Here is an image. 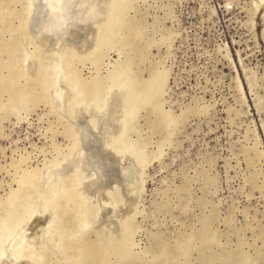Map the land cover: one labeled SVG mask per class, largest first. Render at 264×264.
Returning a JSON list of instances; mask_svg holds the SVG:
<instances>
[{"label": "rangeland", "instance_id": "1", "mask_svg": "<svg viewBox=\"0 0 264 264\" xmlns=\"http://www.w3.org/2000/svg\"><path fill=\"white\" fill-rule=\"evenodd\" d=\"M24 1L7 0V7L2 9L4 14L0 10V83L13 69L18 74L16 85L23 91L21 95L14 93L22 99L9 91L0 92V224H5L0 226V232L19 224L13 225L19 219L14 215L25 217L28 207L35 206V202L38 207L39 191H43L42 197L44 193L54 195L51 190L44 191L40 180L43 165L56 156L62 158L67 148L72 151L70 146L75 142L72 111L56 112L50 106L49 93L46 94L48 84L45 88L44 83L36 84L39 70L42 76L49 77L48 65L60 58L50 55L27 36ZM110 1L105 2L110 9L103 3L104 17H100L96 31L106 28L108 14L116 15L120 5L123 9L119 23L123 24L114 26V35L106 42L101 37L106 44L97 41L100 44L97 51L92 48L91 53L80 56L70 53L61 62L75 72L88 103L109 105L114 101L115 107L113 104L110 107L116 115L115 119L110 114L114 116L112 141L116 145L138 146L137 152L134 147L129 149L131 153L127 148L128 156L132 161L142 156V161L138 162V158L133 164L132 192L115 193L116 200L121 202L115 213L122 218L115 214L113 220V214L109 219L113 222L102 224L91 207L89 219L99 225L79 238H72L80 221L76 212L79 202L73 195L67 200L62 198L64 201L57 200L61 222L58 230H54L56 235L52 233L56 242L50 238V242L46 240L48 246H42L45 264H84L85 257L71 255L79 239L90 242L99 238L103 245L111 240L122 241L127 226L132 230L129 233L132 256L115 258L117 255L110 253L106 264H264V0L113 1L119 10ZM134 25H139L137 30ZM99 37L96 35L97 40ZM122 39H128L127 43L123 44ZM26 54L33 56L38 67L31 75L23 73ZM122 63L126 67L122 68ZM118 71L122 76L124 72L131 73L127 75L129 80L134 78L141 83L156 72L161 74V88L152 101L160 104V109L147 104L129 115L124 100L131 97L127 81L122 82ZM46 76L44 82L49 79ZM95 79L98 84L93 85ZM85 90H89L87 94ZM29 91L40 94L38 103L29 93L25 94ZM151 109L159 112L153 114ZM160 114L170 116L172 121L165 124L158 118ZM30 175H36L37 180L22 183ZM70 186L72 190L74 183ZM16 190L22 193L18 197L11 194L12 191L17 194ZM48 205L49 208L51 204ZM119 206L123 207L118 209ZM102 226L106 229L102 230ZM39 258H35L36 264Z\"/></svg>", "mask_w": 264, "mask_h": 264}, {"label": "bare ground", "instance_id": "2", "mask_svg": "<svg viewBox=\"0 0 264 264\" xmlns=\"http://www.w3.org/2000/svg\"><path fill=\"white\" fill-rule=\"evenodd\" d=\"M24 1V0H23ZM106 1H109V0H95V3L97 4V6H98V10L100 11V13H101V11H103V10H101L102 9V7H103V3H105ZM114 1V3H115V0H112V1H110L109 3H110V5L112 4V2ZM6 2H7V0H0V10H1V13H3L2 12V9L3 8H5V7H7V5H6ZM25 2V8H26V29L28 30V34H27V36L29 35L30 36V38L32 39V37L36 40V44H38V46L40 45L41 47L40 48H44V50L47 52V53H49L50 55H53V56H57V58H60V61L62 60V59H64V58H62V57H66V55L67 54H79V56H80V54H89V53H91L92 51L94 52V50L95 51H97L99 48H98V44L102 41L101 40V37H102V39L104 40V38H105V42H106V39L107 40H109L108 39V37H111L112 35H114L113 33H114V31H115V27L118 25V24H120V23H122V22H120L119 23V20L121 19L120 17H122L121 15H120V13L122 12V10H121V8H122V6L120 5V12H116V15L114 14V15H111V14H108V20H107V24H106V28H104L103 30H101L100 32L99 31H96V30H98V28L96 29V25H97V23L98 22H100L101 20H97L96 21V24L95 25H93L92 23H88V24H75L74 26H72L71 28H69L68 29V31H67V33H66V35L65 36H63V38H62V42H61V44H60V46L61 47H63V48H60L59 47V45H57L58 44V40H61V37L60 36H58V35H39V29H40V25L43 23V22H45V21H47L48 19H49V16H48V12H47V9H46V7H45V0H34V6H33V14H32V16L29 18V22H28V13H29V7H28V0H25L24 1ZM116 3H117V1H116ZM121 3V2H120ZM107 4H108V2H107ZM122 4V3H121ZM12 5V4H11ZM105 5H106V3H105ZM104 5V6H105ZM112 5H116V4H112ZM125 4L123 3V7L125 8V6H124ZM106 6H109V5H106ZM114 6H113V8H114ZM10 6L8 5V8H9ZM12 7V6H11ZM110 7L111 6H109V9H110ZM116 7V6H115ZM113 8H111V10L113 9ZM117 8V10H119V6L118 7H116ZM10 9V8H9ZM123 9V8H122ZM6 10H8V9H6ZM105 10H106V7H105ZM113 10H115V9H113ZM117 10H115V11H117ZM16 11V10H15ZM18 11V10H17ZM21 11V10H20ZM23 12H25V11H23ZM104 12H106V11H104ZM114 13V12H113ZM4 14V13H3ZM5 14H6V12H5ZM22 14H24V13H21V15ZM24 14V15H25ZM102 14V13H101ZM12 16V15H11ZM14 16V15H13ZM104 17V14H102L100 17ZM25 18V17H24ZM102 19V18H101ZM121 21V20H120ZM102 23V22H101ZM101 23H99V26H100V24ZM118 23V24H117ZM117 24V25H116ZM123 24V23H122ZM134 24V23H133ZM115 26V27H114ZM119 26V25H118ZM120 26H121V24H120ZM131 26V25H130ZM133 26V25H132ZM132 26H131V28H132ZM135 27L136 26H139V25H134ZM134 27V28H135ZM25 28V27H24ZM116 28H118V27H116ZM25 29V30H26ZM114 29V30H113ZM140 29V28H139ZM138 29V30H139ZM127 30H129L130 31V29H127ZM135 30V29H134ZM136 30H137V27H136ZM22 31V30H21ZM128 31V32H129ZM24 32V31H23ZM26 32V31H25ZM96 32H98V34H96ZM118 32H119V30H118ZM127 32V31H126ZM133 32V31H132ZM100 33V34H99ZM101 33H102V35H101ZM121 33V32H120ZM129 34V33H128ZM139 33H136V36L138 35ZM4 35V34H3ZM96 35H98V36H100L99 37V40H97L96 39ZM124 36L126 35V34H123ZM134 35V34H133ZM32 36V37H31ZM103 36H104V38H103ZM120 36V35H119ZM128 35H126L125 37H127ZM113 37H115V36H113ZM112 37V38H113ZM128 37H130V36H128ZM27 38V37H26ZM29 38V37H28ZM123 38V37H122ZM136 38H138V37H136ZM114 39V38H113ZM19 40V39H18ZM33 40V39H32ZM127 40L128 39H126V41L124 40L123 41V39H122V42H123V44H125L124 42H126L127 43ZM130 40H132V39H129V41ZM137 40V39H136ZM135 40V41H136ZM21 41V40H20ZM99 43H98V42ZM104 41H103V43L102 44H106V43H104ZM129 41H128V43H129ZM33 42H35V41H33ZM24 43V42H23ZM30 43V42H29ZM130 43H133L132 41L130 42ZM22 44V43H21ZM35 44V43H34ZM134 44H135V42H134ZM100 45V44H99ZM127 45V44H126ZM130 45V44H129ZM33 46V45H32ZM131 46V45H130ZM133 46V45H132ZM131 46V47H132ZM19 47V46H18ZM37 47V46H36ZM123 47V46H122ZM20 48V47H19ZM22 48V47H21ZM92 48H94L92 51H91V49ZM95 48H97V49H95ZM125 48V47H124ZM23 49V48H22ZM37 50V49H36ZM43 50V49H42ZM22 52V51H21ZM45 52V53H46ZM143 52V51H142ZM19 53V52H18ZM18 53H17V55H18ZM34 53V52H33ZM38 53V52H37ZM41 53V55H42V51L40 52ZM34 54H36V53H34ZM44 54V53H43ZM143 54V53H142ZM33 55V54H32ZM82 55V56H83ZM130 55V54H129ZM35 56V55H34ZM69 55H67V57H68ZM131 56V55H130ZM24 57V56H23ZM43 57V56H42ZM71 57V56H70ZM91 57V56H90ZM93 57V56H92ZM91 57V58H92ZM124 58H127V57H125V56H123ZM37 58V57H36ZM40 58V57H39ZM62 58V59H61ZM19 59V58H18ZM23 59V58H22ZM90 59V58H89ZM88 59V60H89ZM37 61H38V59H37ZM49 60H47V62H48ZM86 61V60H85ZM46 62V63H47ZM67 62V61H66ZM118 62V61H117ZM18 63H19V61H18ZM21 63V62H20ZM38 63V62H37ZM41 63V62H40ZM12 64V63H11ZM24 66H23V73H25V75H31V74H34L35 73V71L36 70H38V67H37V65H36V62H34V59H33V56H30V54L28 55V54H26V56H25V58H24ZM39 64V63H38ZM42 64V63H41ZM75 64V63H74ZM118 64V63H117ZM45 65V64H44ZM67 65H69V64H67ZM10 66V65H9ZM49 66V65H48ZM70 66H72V64L70 65ZM115 66V65H114ZM118 66H120V65H118ZM11 67V66H10ZM19 67V66H18ZM40 67V66H39ZM68 67V66H67ZM121 67L123 68V67H126L125 66V64H124V66H123V63H122V65H121ZM121 67L119 68V69H121ZM41 68V67H40ZM43 68V67H42ZM131 68V67H130ZM21 69V68H20ZM117 69H118V67H117ZM126 69V68H125ZM137 69V68H136ZM43 70V69H42ZM46 70H48V69H46ZM112 70V69H111ZM127 71H128V69H126ZM126 70H125V72H126ZM40 71V75H39V77L37 78V80H36V84L37 85H42L43 83H44V85H43V88H45V85L46 84H48L47 83V81L49 80H47L46 82H44V80H45V69H44V74L43 75H45V76H42L41 75V70H39ZM74 71V70H73ZM113 71V70H112ZM115 71V70H114ZM120 71V70H119ZM118 71V72H119ZM121 71H124L123 69L121 70ZM37 72V71H36ZM63 72H64V75H65V77H66V80H64V81H61L56 87H55V89L51 92V93H49V92H46V94L47 93H49V103H50V106L56 111V112H58V113H60V114H65V113H69V112H71L72 110L68 107V105H69V103L71 102V92H70V90H69V85L70 84H76V85H78L79 87H80V89L82 90V87H81V85L79 84V83H81L80 82V80L79 81H77L78 80V78H77V76L75 75V72H71V71H69V69L68 68H66V67H63ZM76 72H78V71H76ZM123 73L124 74V76H125V78H123L124 76H122L121 75V72H119L118 74H120L119 76H120V78L121 79H123V83L125 82V81H127V86H128V90H129V95H130V97L131 98H128L129 96H127V98H125L126 100H124V103L127 101H129V104H127V102H126V104H124V108L126 109V111L128 110V112L129 113H131V114H129V115H132V114H134L135 113V111L138 109L137 107H141L142 105H146L147 106V104H149V105H151V107L153 108V109H160V104L158 105V104H155V103H152V101H153V99H154V97H155V95L157 94L158 95V90L161 88L160 87V85H161V83L159 84V78H160V76H161V74L159 75V74H156L157 72L156 71H153V72H156L155 74H153V72H151V74L150 75H152L151 77H150V79H148V80H145V81H143L142 83L140 82H138V81H135L134 80V78H133V76H132V78H133V81L132 80H129V78H128V76H130V74L131 73ZM47 73V72H46ZM113 73V72H112ZM159 73V72H158ZM38 74H39V72H38ZM37 74V75H38ZM78 74V73H77ZM113 75V74H112ZM128 75V76H127ZM119 76H118V79H120L119 78ZM17 77H18V74H17V72L15 71V70H13V69H11V71H10V73L2 80V82L0 83V92L1 91H9V92H11V93H15V94H23L22 92V90H21V88H19L20 87V85H19V87H18V85H16V81H17ZM114 77V76H113ZM21 78V77H20ZM47 78H49V77H47L46 76V79ZM104 78V77H103ZM110 78V77H109ZM117 79V78H116ZM121 79H120V81H121ZM128 79V80H127ZM96 80V79H95ZM94 80V82L92 83L93 85H95V84H98V82H97V80L95 81ZM137 80H138V78H137ZM160 80H161V78H160ZM20 81V80H19ZM113 81V80H112ZM118 81V80H117ZM142 81V80H141ZM32 82V81H31ZM49 82V81H48ZM85 82H87V81H83V83H85ZM99 82H100V80H99ZM105 82V81H104ZM35 83V82H34ZM102 83H103V81H102ZM110 83V82H109ZM120 84V83H119ZM125 84H126V82H125ZM101 85V84H100ZM100 85H98L99 87H100ZM118 85V84H117ZM115 86V87H118V86ZM48 86V85H47ZM126 86V87H127ZM93 87V86H92ZM91 87V88H92ZM114 87V88H115ZM88 88V87H87ZM90 88V89H91ZM93 88H96V87H93ZM92 88V89H93ZM109 88V87H108ZM92 89H91V92H92ZM118 89H120V88H118ZM117 89V90H118ZM24 90V89H23ZM26 90V89H25ZM98 90V89H97ZM96 90V91H97ZM127 90V91H128ZM45 91V90H44ZM48 91V90H47ZM86 91V90H85ZM87 91H89V90H87ZM87 91L85 92L86 94H87ZM124 91H125V89H124ZM160 91V90H159ZM35 92V91H34ZM33 91L31 92V91H29V92H27V93H25L27 96H28V93H29V96L31 97V99L33 98V101H35L36 99H39L38 97H39V95L37 96L36 95V92L34 93ZM38 92H40V91H38ZM93 92H95V90L93 91ZM92 92V93H93ZM114 92V91H113ZM3 93V92H2ZM83 93H84V90H83ZM91 93V94H92ZM105 93V92H104ZM14 94V97L16 96L17 97V95H15ZM45 94V95H46ZM91 94H89V95H91ZM113 94V93H112ZM10 95H12V94H10ZM42 95H43V93H42ZM85 95V94H84ZM114 95V94H113ZM112 95V96H113ZM117 95V94H116ZM23 97H25V95H22ZM92 96V95H91ZM19 97V96H18ZM17 97V98H18ZM104 97V96H103ZM120 97V96H119ZM20 99H22V97H19ZM41 98H43V97H41ZM89 97H87L86 99H88ZM102 98V97H101ZM106 98V97H105ZM28 99H29V97H28ZM30 99V100H31ZM35 99V100H34ZM46 99V98H45ZM112 99V98H111ZM127 99H130V100H127ZM29 100V101H30ZM43 101H44V99H42ZM41 99H40V101H42ZM83 100H84V98H83ZM109 100V99H108ZM114 100H115V98H114ZM118 100H119V98H118ZM155 100H157V99H155ZM154 100V101H155ZM37 101V103H38V100H36ZM85 102H87L88 103V101L87 100H84ZM83 101V102H84ZM92 101V100H91ZM102 101V100H101ZM110 101V100H109ZM108 101V102H109ZM46 102H47V99H46ZM90 102V101H89ZM103 102V101H102ZM121 102V101H120ZM87 103H85V104H87ZM91 103V102H90ZM110 103V102H109ZM114 103V101H111V103L108 105V103H107V105L109 106H107L108 107V110H109V114L108 115H105V116H102V117H97V120H98V126H97V130L96 131H93L92 130V128H91V126L92 127H95L96 126V121L95 120H90V118H91V113H85L82 109L81 110H78L77 111V113H76V118H75V120H74V122H72V123H74V125H73V127H72V125L70 124V122H69V124H70V126L72 127V128H74V130H75V133H73L72 132V130L70 131V130H68V131H70V133L72 132V134H74L75 135V142H73V140H72V142L73 143H75V144H73L72 143V146H70V147H73V149H72V151L71 150H68V148H67V153H65V155H63L62 156V159H64V160H69V159H71L75 154H77L79 151H80V146H81V150L85 153V164L88 166V168H90L91 170H93V171H97V179L95 180V181H89V182H87V183H85L83 186H82V189H81V191L83 192V193H85L86 195H88V196H90V197H93V198H95V201L98 203V204H100V202H102L103 204H101V208H102V210H101V212H100V214H99V208L98 207H96V206H88V207H84L83 205H82V201L77 197V195H76V193H75V187H76V181H75V179H74V177L71 175V172L74 170V162H69V163H67L65 166H64V168H63V174L64 175H66L65 176V178H64V189L60 192V193H55L54 191H53V189L44 181V179H43V176H44V172H45V169L47 168V166H48V164H44L43 166H45L43 169V173H41L40 174V170L42 169H40L38 172H39V174H40V176H42V178H40V180L42 179V182H43V187L45 188V192L46 191H48L49 192V190H51V191H53V192H51V193H53L54 195L53 196H55V198L53 197V196H49L50 194L49 193H47V194H49V195H45V193H44V196H43V198H44V203L42 204V202H41V200H40V202H38L39 204H38V207H37V203L35 202V206H31V205H33V204H31L30 205V207H28V210H27V213H26V215H25V217L24 216H22V217H20L21 215H19V216H15L14 215V217H19V219L18 220H16L15 218H13L14 220H16V222H12L13 223V225H14V223H16L17 224V222L19 223L18 225H21V224H27V227H26V231H27V233H24L23 231H21L20 233H19V235H17V234H15L14 232H13V228H15V226L13 227V228H6V229H4V231H2V229H1V232H0V234H1V237H0V244H4V245H7L8 247H11V248H13V249H16V247H17V245L21 242V241H23L24 240V238H25V235H27V248L26 249H22L21 250V252H22V258H20V257H18V258H20V261L19 262H17V264H36V262H37V260L35 261V258L36 257H41V255H42V253H43V251H41L42 249H43V247H45V246H48V243L47 242H50V241H48V239H50V240H52V239H54V238H52V235L55 233V232H57V231H55L54 232V230L55 229H57L56 227H57V225L59 226L60 224V216L62 215H60V213H59V211H58V209L60 208V204L58 205L57 203H59V202H57V200L59 199L60 200V198L62 199V198H64V200H67V199H70L69 197H71L72 195L74 196V198L75 199H77V201L76 202H79V207H78V210H77V207H76V212L78 211V215L80 216V219L82 218V217H84V216H86V217H91L90 215H89V213L88 212H90V210H91V207H92V209H94L95 211H94V214H95V212H96V214L95 215H98L99 214V217H101V218H99V219H101V223L103 224L104 222L105 223H107L108 222V220L113 216V214H114V216L112 217L113 218V220H114V217H115V212H116V207L118 206L117 204H120L121 202H119V201H117L116 200V198H117V196H116V192L117 193H119V191H122L124 194H126V195H128V194H130L131 192H132V189H133V185H135V183H134V173H135V171H134V168H133V164H135V161H136V159H138V162L139 161H142V156L140 157L139 155H138V153H137V155L139 156H137V158L135 159V161H134V159H133V161L131 160V159H129V156L127 157V158H123L120 154L122 153V152H124V151H127L128 152V150L130 149V148H132V147H134V145L132 144V146L130 145V146H128V145H116L113 141H112V139H113V137L111 138V136H113L114 135V133L112 134V130H113V128H112V120H111V118L112 117H114V116H112V115H110V114H114L113 113V111H111L112 109H110V107H111V104H113ZM157 103V102H156ZM3 104V103H2ZM8 104V103H7ZM44 104V103H43ZM106 104V103H105ZM115 104H117L116 102H115ZM120 104V103H119ZM12 105V104H11ZM118 105V104H117ZM116 105V106H117ZM157 105L159 106L158 108H157ZM112 106H114V104L112 105ZM115 107V106H114ZM114 107H113V109H114ZM150 106H148V108H149ZM8 108H10V106L8 107ZM137 108V109H136ZM3 109H4V106H3ZM153 109H151V111L150 112H152V110ZM71 110V111H70ZM124 110V109H123ZM122 110V111H123ZM135 110V111H134ZM140 110V109H139ZM115 111V110H114ZM121 111V112H122ZM132 111H134L133 113H132ZM118 113V111H115V113ZM120 112V111H119ZM127 112V113H128ZM156 113H158L157 111H155ZM116 113V114H117ZM153 114H156V113H154V112H152ZM151 113V114H152ZM120 114V113H119ZM124 114V113H123ZM137 114V113H136ZM1 115V114H0ZM70 115H71V113H70ZM115 115V114H114ZM134 116V115H133ZM156 116V115H155ZM61 117V116H60ZM65 117H67L66 115H65ZM121 117H123L122 115L120 116V118ZM127 117V116H126ZM125 117V118H126ZM63 118V117H62ZM72 118V117H71ZM70 118V119H71ZM115 119H116V115H115V117H114ZM128 118H129V116H128ZM127 118V119H128ZM158 118H161V121H163L165 124H166V121L167 122H171L172 121V119H169L170 118V116H166V114L165 115H161L160 114V117H158ZM66 119V118H65ZM67 119L69 120V117H67ZM66 119V120H67ZM90 120V121H89ZM126 120V119H125ZM134 120V119H133ZM157 120V119H156ZM160 120V119H159ZM158 120V121H159ZM171 120V121H170ZM113 122H114V120H113ZM154 122H155V120H154ZM157 122V121H156ZM155 122V123H156ZM91 125V126H90ZM159 125H160V123H159ZM167 125H168V123H167ZM161 126V125H160ZM159 126V127H160ZM166 126V125H165ZM115 127H116V125H115ZM114 127V128H115ZM155 127V126H154ZM157 127V126H156ZM163 127V126H162ZM70 128V127H69ZM68 128V129H69ZM71 129V128H70ZM76 129L78 130V132H79V134H80V136H79V138H80V146H79V143H78V140H77V131H76ZM116 129V128H115ZM68 131H66L65 130V132H67L68 133ZM114 131V130H113ZM69 133V134H70ZM72 134H71V138H74V136L72 137ZM68 135V134H67ZM115 138V137H114ZM69 139V138H68ZM115 140V139H114ZM128 144V143H127ZM144 146V145H143ZM136 147V146H135ZM135 147L133 148L134 149V151L137 149V147H136V149H135ZM127 148H128V150H127ZM139 148V147H138ZM139 150V149H138ZM59 151H60V149H59ZM133 151V154L135 153V152H137V151H135L134 152ZM129 152H130V150H129ZM132 152V151H131ZM130 152V153H131ZM82 154V153H81ZM136 154V153H135ZM134 154V155H135ZM141 154V153H140ZM57 157V156H56ZM131 158V157H130ZM134 158V157H133ZM47 163V162H46ZM142 168V167H141ZM136 169V168H135ZM38 170V169H37ZM137 171V170H136ZM141 171V170H140ZM140 171H139V173H140ZM29 172V171H28ZM30 173V172H29ZM38 174V175H39ZM43 174V175H42ZM24 175V174H23ZM24 177H26V176H24ZM37 177H36V175H30V176H27V178L26 179H23L22 180V183H23V181L24 180H27V181H29V179H30V181L32 180V179H35V180H37L36 179ZM74 179V181L73 182H71V181H69L70 179ZM26 181V182H27ZM34 182H36V181H34ZM34 182H32V184L34 183ZM68 182H71V183H68ZM74 183V188H72V190H71V186H70V184L72 185ZM35 184V183H34ZM31 185V184H30ZM32 186V185H31ZM40 186H42V185H40ZM40 186L39 187H37L38 189L40 188ZM42 187V188H43ZM35 188V187H34ZM43 188V189H44ZM21 189V188H20ZM20 189H19V191H20ZM32 189V188H31ZM38 189H36V190H38ZM11 190V189H10ZM40 190V189H39ZM35 191V190H34ZM13 193H11L12 195H16V197H18L17 195L19 194H22V193H19L18 192V190H16V192H18L17 194L16 193H14L15 191H12ZM36 192V191H35ZM40 192V194L42 195L43 194V191L41 192V191H39ZM121 192V193H122ZM39 194V196H40V198L39 199H41V195ZM114 194H115V196H114ZM134 193H132L130 196H132ZM38 195V194H37ZM118 195V194H117ZM11 196V195H10ZM50 198H49V197ZM12 197H14V196H12ZM15 197V198H16ZM48 197V199H46ZM14 198V199H15ZM22 198V197H21ZM72 198V197H71ZM128 198V197H127ZM130 198V197H129ZM36 199H38L37 197H36ZM52 199H54V200H52ZM63 200V199H62ZM63 200V201H64ZM132 200V199H131ZM24 201V200H23ZM35 201V200H34ZM56 201V202H55ZM125 201H127V199L125 200ZM75 202V201H74ZM119 202V203H118ZM28 203H30L29 201H28ZM48 203H50L51 204V206L49 207L50 208V212L49 213H47V214H37V215H32L33 214V212H35V211H37V209H39V208H41V207H45V208H48ZM26 204V203H25ZM25 204H23V205H25ZM123 204V203H122ZM133 204V203H132ZM27 205V204H26ZM25 205V206H26ZM71 205V204H70ZM103 205H104V207H103ZM125 206V205H124ZM12 207V206H11ZM120 207H123V206H119V208L118 209H120ZM15 209V208H14ZM23 209H24V207H23ZM72 210V209H71ZM89 210V211H88ZM122 210V209H121ZM70 211V210H69ZM74 213L73 214H76L75 213V211L74 210H72ZM72 211H70V212H72ZM120 211V210H119ZM118 211V213H120ZM126 211V210H125ZM124 212V211H123ZM3 213V212H2ZM61 213H62V211H61ZM92 213V212H91ZM13 214V213H12ZM16 214V213H15ZM23 214H25V213H23ZM93 214V215H94ZM122 214V213H121ZM2 215V214H1ZM70 215H72L71 213H70ZM92 215V214H91ZM4 216V215H3ZM12 216V215H11ZM72 216H74V215H72ZM116 216H119V214L117 215L116 214ZM123 216H124V214H123ZM78 217V216H77ZM76 217V218H77ZM120 218H122V215L121 216H119ZM119 217H118V219L117 220H119ZM7 218V217H6ZM6 218H3L4 219V221L6 222ZM10 218V217H9ZM75 218V219H76ZM93 218V217H92ZM91 218V219H92ZM6 219V220H5ZM11 219H12V217H11ZM64 219V218H63ZM78 220H80L79 218H77ZM116 219V218H115ZM2 220V219H1ZM9 220V219H8ZM14 220H11V221H14ZM8 222H10V220L9 221H7V223ZM63 222H64V220H63ZM93 222H94V220H93ZM111 222H113L112 220H111ZM110 222V220H109V223H111ZM118 222V221H117ZM121 222V221H120ZM12 223L10 224L9 223V226L10 225H12ZM70 223V222H69ZM94 223H96V221L94 222ZM108 223V224H109ZM15 224V225H16ZM75 224V223H74ZM102 224H100V225H102ZM118 224V223H117ZM2 224H0V226H1ZM99 225V223H97V226ZM111 225V224H110ZM115 225V224H114ZM132 225V224H131ZM3 226H5V224H3L2 225V227ZM17 226V225H16ZM1 227V228H2ZM63 227H64V224H63ZM103 227V229L102 230H105L106 229V227H104V226H102ZM117 227V226H116ZM207 227V226H206ZM59 228V227H58ZM99 228H101V227H99ZM210 228V227H209ZM63 229V228H62ZM66 229V228H65ZM96 229V228H95ZM124 229V228H123ZM126 231L124 232V239L122 240V241H115V240H111L110 242H109V244L107 243L106 245H103V243H101V242H99L98 241V239H97V241H90V242H84L83 240H81V239H79L77 242H76V244L74 245V250H73V253L71 254L72 255V257L73 258H83V257H85L86 258V263H84V264H106V261H107V259L109 258V256L108 255H110V253H112L111 254V256H114V255H117V257L115 256V258H118L119 256H122V257H125L126 256V258H127V256H129L130 255V253H131V251H129V250H131L130 248H131V245H130V239H129V233H131L132 232V230H131V227L130 226H127L126 228ZM58 230V229H57ZM101 230V231H102ZM119 230V229H118ZM97 231H99V230H97ZM100 231V232H101ZM131 231V232H130ZM60 232H62V231H60ZM66 232V231H65ZM115 232V231H114ZM206 232H209V231H206ZM53 233V234H52ZM72 233V232H71ZM205 233V232H204ZM65 234V233H64ZM101 234L102 235H104L105 234V232L103 233V232H101ZM101 234H99L98 236H100ZM55 235H56V233H55ZM54 235V237H56ZM115 235H117L116 233H115ZM51 236V237H50ZM58 236V235H57ZM62 236V235H61ZM60 235L58 236V237H61ZM98 236H96V238L98 237ZM69 237V236H68ZM85 237V236H84ZM89 237V236H88ZM118 237V236H117ZM95 238V237H94ZM93 238V239H94ZM58 239H60V238H58ZM114 239V238H113ZM205 239V238H204ZM46 240H47V242H46ZM53 241V240H52ZM54 241L56 242V239H54ZM53 241V242H54ZM58 241V240H57ZM71 241V240H70ZM47 244H46V243ZM156 242V241H155ZM61 244V243H60ZM45 245V246H44ZM56 245H58V244H56ZM55 245V243H54V246H56ZM43 246V247H42ZM53 246V245H52ZM49 247H51V245H50V243H49ZM48 247V248H49ZM130 247V248H129ZM57 249L58 248H60L59 246H57L56 247ZM177 248V247H176ZM180 248V247H179ZM50 249V248H49ZM55 249H53V251H54ZM59 250V249H58ZM157 250V249H156ZM57 251V250H56ZM163 251V250H162ZM164 251H166V250H164ZM183 251H184V249H183ZM167 252V251H166ZM58 253V252H57ZM160 253V252H159ZM163 253V252H162ZM165 253V252H164ZM179 253V252H178ZM48 254V253H47ZM114 254V255H113ZM61 255V254H60ZM59 255V256H60ZM107 256H108V258H107ZM132 255H130V257H131ZM161 256V255H160ZM60 257H62V256H60ZM129 257V258H130ZM165 257V256H164ZM121 258V257H120ZM125 258V259H126ZM61 259V258H60ZM64 259H66L65 257H64ZM206 259H207V257H206ZM264 259V258H263ZM39 260V259H38ZM66 261V260H65ZM64 261V262H65ZM166 261V260H165ZM162 262H164V261H162ZM5 264H13V262L11 261V260H8V261H6L5 262ZM38 264H39V262H38Z\"/></svg>", "mask_w": 264, "mask_h": 264}, {"label": "clouds", "instance_id": "3", "mask_svg": "<svg viewBox=\"0 0 264 264\" xmlns=\"http://www.w3.org/2000/svg\"><path fill=\"white\" fill-rule=\"evenodd\" d=\"M34 0H28V22L29 18L33 14ZM45 7L48 12L49 19L43 22L40 25L39 35H58L61 37V40H58L60 46L63 36L66 35L69 28L75 24H96V21L100 18L101 13L98 10V6L95 3V0H45ZM32 37V36H31ZM36 42V40L32 37ZM37 43V42H36ZM49 82H48V91L51 93L55 87L61 82L66 80V77L63 72V64L57 59L53 60L49 64ZM69 90L71 92V102L68 107L72 110V119L73 122L76 118V113L78 110H83L85 113H91L90 120L96 121V126L91 128L93 131L97 130L98 120L97 117H102L109 114L107 104H100L98 102H91L85 106L83 102L84 93L80 87L76 84H70ZM123 90V88H121ZM89 120V121H90ZM77 131V140L80 146V134ZM82 153V154H81ZM128 152L124 151L120 155L123 158H127ZM85 153L81 150L75 154L71 159L64 160L60 157H54L48 164L45 169L43 179L44 181L53 189L55 193H60L64 189V178L66 175L63 174L64 166L69 162H74V170L71 172V175L76 181L75 193L77 197L82 201L84 207L96 206L99 208V214L102 210L101 204H98L95 201V198L90 197L81 191L82 186L89 182L95 181L97 179V171H93L85 164ZM42 204L44 203V198H41ZM104 207V205H103ZM50 212V208L41 207L37 211L33 212L32 215L37 214H47ZM99 214L96 217L98 221ZM96 223H93L88 217L84 216L80 219L77 226V231L73 234L72 238L76 239L90 231H93L96 228ZM27 224L17 225L13 232L17 235L21 231L27 233L26 231ZM27 248V235L23 241H21L16 249L8 247L7 245L0 244V264H5L6 261L11 260L13 264H17L22 258V249ZM20 257V258H18ZM39 264H45V258H39Z\"/></svg>", "mask_w": 264, "mask_h": 264}]
</instances>
